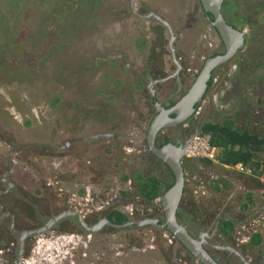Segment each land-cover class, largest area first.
Listing matches in <instances>:
<instances>
[{"label": "rangeland", "instance_id": "obj_1", "mask_svg": "<svg viewBox=\"0 0 264 264\" xmlns=\"http://www.w3.org/2000/svg\"><path fill=\"white\" fill-rule=\"evenodd\" d=\"M223 4L225 18L245 36V46L237 58L219 72L228 73L232 81L223 97L229 107L234 106L228 94L245 82L244 73L250 82L247 86H254L249 96L253 106L254 97L264 91V0H223ZM133 10L140 15L154 13L167 21L175 35L173 49L177 62L183 65L182 76H174L176 65L168 46V30L152 16L142 18ZM219 42L215 30L205 21L199 0H133L132 4L131 0H0V174L8 172L4 180L15 184L28 199L36 198L38 208L49 213L80 211L82 205L97 211L98 205L107 203L129 216L134 210L146 209L142 197H135L137 183L131 185L133 196L121 194L125 186L121 170L110 172L120 168L116 153L105 159L101 152L115 151V144L120 146L118 153L139 151L147 120L154 115L153 106H149L153 104L150 89L159 91L153 99L159 97L156 101L160 103L164 87L172 89L177 77L183 79L189 71L192 82L206 54L219 50ZM151 62L160 69L159 76L174 81L146 88L145 80L140 79ZM232 65L235 69L230 72ZM261 99L264 101V97ZM140 124L146 128L140 129ZM193 130L186 131V136ZM97 134L104 138H91ZM125 137L134 145H120ZM182 160L184 166L189 164ZM73 172H94L89 180L102 176L104 181L93 185L87 178L75 181ZM140 173L144 177L145 172ZM197 185L200 193L201 184ZM0 187L2 190L4 184ZM201 196H194L189 204L197 214L203 208ZM22 206L27 213H35L34 205ZM130 233L140 246L135 244L133 250L128 247L125 254L115 253L125 247V231L99 236L34 235L29 238V254L22 262L165 264L159 259L158 246H170L168 234L161 231L156 243L148 229ZM41 252L56 262L43 259ZM180 253L182 258L188 256L184 249ZM31 256L35 263L29 262ZM172 262L187 264L177 258Z\"/></svg>", "mask_w": 264, "mask_h": 264}, {"label": "crops", "instance_id": "obj_2", "mask_svg": "<svg viewBox=\"0 0 264 264\" xmlns=\"http://www.w3.org/2000/svg\"><path fill=\"white\" fill-rule=\"evenodd\" d=\"M231 70L233 69L230 68V72ZM172 79L165 80L163 84L169 83V81H174V79ZM190 81L191 80L189 78L181 79L177 77V79L174 81V87L172 89L169 87H164V90L161 92L164 100L160 103L164 104L172 98H178L177 91L182 89L184 92L186 88L189 87L193 82ZM231 82L232 81L228 73H224V75L220 74L218 77L216 76L212 80L207 94L204 95L202 102L199 104L195 114L193 115L194 117L188 121L187 125H184L186 131L195 128L193 132H199L201 130V128L198 127L200 122H220L219 119L221 116H223V114L227 113L231 115L233 109L232 107L225 108V105L228 106V100L223 97V93ZM187 83L189 84L187 85ZM156 95H159V91L156 92ZM228 95L230 96V93ZM156 99L159 100V97ZM232 100L233 99H230V101ZM254 101L255 100L253 99V102ZM251 102L252 101L249 100V102H246L243 107L246 113H248L250 109H255L256 111V108L259 106L258 104L250 106ZM236 103L237 102H234L233 105ZM229 118L231 120L229 121L231 123V130L233 131L241 132L244 131L246 127L250 128V126L252 128L254 127V129L257 128L258 122L256 120L253 122L250 120L249 116L248 118L245 116V119L243 117V119H241L239 116H235L234 114ZM139 126L140 129L146 128L143 124H140ZM163 130L160 132V135H167L168 137L177 138V133L179 130H181V128H167L166 130ZM180 132L181 131H179V134ZM143 137L144 136H141V138ZM128 141L131 140L128 138L126 139L125 137L123 143ZM145 142L146 138L144 137V150L146 146ZM174 142L175 141H173V143ZM230 143L224 142L220 145L221 157L218 163H213L201 158L187 159L189 164L187 163L188 165L184 166V172L187 185L189 183L190 186L188 187L189 190L185 191L183 194V203L187 204V209H192L193 206L189 204L194 201V196L202 195V200H200L202 201L201 203L203 207L201 214H197V212H195V215L196 217L198 216L201 218V224L204 228L203 231L208 235V237L209 235L211 236L212 233L215 234L220 242L229 245L233 249L240 252V254L250 264H264V172H261L263 169L262 167H264V145H262L261 148L258 147L257 150L255 149V151H253L251 159L248 160L247 163H244L243 161L236 162H243L245 165L255 170V175H247L238 172L231 167L233 164L231 160L236 157L235 154L244 153L245 149L242 148L239 142H233L232 144ZM120 145H122V143ZM113 148H115V151L113 149H104V151L101 153L103 154L104 152L105 159H108L110 154L115 152L116 158L119 159L115 160L116 163L121 161V164L117 165L120 167H129L127 171L125 169L120 172V179L121 181L125 182V186L122 188L121 194L126 197L131 195L133 196V190L131 187L133 182L131 178L134 176V174L132 173L141 175L140 172H145L149 173L148 175H150L155 174V172H167L165 168L162 167V165H159V162H156V159H154V156L149 153V150H146V152L143 151L142 159L139 163H133L129 157L123 156L122 153L117 152L120 151L119 144H115ZM230 151L232 154L229 153ZM257 153H260V155L257 156ZM147 164H154L155 169L154 167L149 168ZM258 168H260V171ZM130 170H133L131 173L132 175L129 173ZM92 173L94 172H75V174L73 172L71 178L75 181H81L86 179L88 176L93 175ZM145 173H143L144 176ZM107 174L108 173L106 172L104 176H107ZM100 177L101 178L99 180H96L98 176H95L93 180H89L87 178L86 181L91 182L90 184H94L95 182H103L104 178L102 176ZM69 179L70 177L67 176L66 180ZM197 184H201L202 190L200 193L197 192ZM136 186L139 187L138 183ZM163 186L166 185L164 184L161 186V192ZM138 192L139 191L137 189L135 197L139 196L144 200V196H140ZM110 211L111 209H109L107 213ZM90 235L92 236V234ZM171 243L172 240L169 242V244ZM146 250L147 249H143V251ZM158 253L160 257L159 259L161 261L164 260L165 264H174L172 261H176L177 256L174 249L172 253L169 252L167 254L169 261L161 256L162 254L160 251H158ZM120 263L123 264L122 261H120Z\"/></svg>", "mask_w": 264, "mask_h": 264}, {"label": "flooded vegetation", "instance_id": "obj_3", "mask_svg": "<svg viewBox=\"0 0 264 264\" xmlns=\"http://www.w3.org/2000/svg\"><path fill=\"white\" fill-rule=\"evenodd\" d=\"M223 6H224V4H223ZM223 6H222V8H223ZM200 8H201V11H202V14H203V16L205 18L206 23L210 25V22H209L207 16H209L211 20H213V16L211 18V15H210L211 13L206 12L203 9L201 3H200ZM148 14H150V13H148ZM142 18H144V17H142ZM224 18H225V16H224ZM226 21L229 23V21L227 19H226ZM158 23L161 24L163 27L166 28V26L164 24H162L161 22L158 21ZM211 27L215 30L216 34L218 35V32L216 31V29L213 26H211ZM218 37L220 39V42H219L220 43L219 50H215V51L208 52L206 54V56H205V59L203 60V63L209 57H215V56H217L219 54H223L224 53V50H225L224 44H223V42H222V40H221V38H220L219 35H218ZM241 50L242 49L238 50L235 53V55L231 59H229L228 61H226L225 63H223V64L215 67L213 69V71H212V77L211 78L214 79L216 76H218L219 75V72H221L223 70L224 66L229 65L228 63H230L234 58H237V53L239 51H241ZM242 61H243V63L245 62L244 59ZM203 63H202V65H203ZM148 65H149L148 72L146 73L145 76H143L140 79V80H145L146 88L152 86V84H154V83H156V84H161L162 83L163 84V82L165 81V78L166 77H164L162 74L159 76V74H160L158 72V69L159 68L156 66V63H152L151 62V63H148ZM157 65H159V63ZM202 65H201V67H202ZM232 69L233 70L235 69V66L234 65H232ZM183 70H184L183 69V65L180 63V69H179V71H178L177 74H179V75L181 74V76H182L183 75ZM186 74L187 75H186L185 78L186 79L187 78L190 79V77H191L192 74L189 71H187ZM174 76H176V75H174ZM252 76H254V74ZM195 77H194V79H195ZM242 77L244 78V81L245 82L244 83H240L241 85L239 86V88L237 87L234 92L230 93L231 99H233L234 102H237L234 105L235 107H232L233 112L231 113V115L230 114H227V113L226 114H223V116H221V118L219 119L220 122H209V121H206L205 123H219V125L222 126V125L225 124L226 121H228V122L231 121L229 117H231L234 114H235V116H239V118H241V119H243L245 116H246V118H248V116H249L250 117V120H252L253 122H254V120H256L258 122L257 123V128L254 129V127L252 128L251 126H250V128L246 127L244 131H241L240 132V135H243L246 132L250 136L251 135L252 136H256L258 138H256L255 140L253 139V142H255L256 140L264 137V133H262V131H264V101L261 99V98L264 97V91L263 92H260L259 94H257V96L254 97L255 98L254 100H255L256 104L259 105L257 107V111H255V109L254 110L250 109V111L248 113H246V111L244 110L243 107H244V105H245L246 102H249V96L252 95L251 92L253 91V87L254 86H252V85L250 87L247 86V85H249L250 82H249L248 76H246L244 73L242 74ZM251 79H253V81L255 80V78H252V77H251ZM235 85H236V82H235ZM244 85L247 86V87H245ZM256 86H259V84H257ZM209 88H210V86H209ZM209 88L207 87V91L209 90ZM185 92H186V90L183 92L182 89L180 91H177L178 98H172L171 100H169L170 101V105H173L175 102H177L179 100V98ZM206 94H207V92H206ZM151 96L154 97L155 94L154 95L151 94ZM153 97H152V102H153L152 106H153V110H154L153 111L154 115H152L151 120L157 114V110H156V108L154 106V103L156 102V99L154 100ZM165 103L164 104L160 103V104L163 105L166 108L170 106V105H166ZM225 108H231V107L225 105ZM247 114H248V116H247ZM171 116H173V115H171ZM190 120H191V118L188 121H190ZM149 124H150V122L148 123L147 126H149ZM202 124H204V122H200L198 127H201ZM173 128L176 129V128H181V127L178 125V126L173 127ZM147 129H148V127H147ZM169 129H172V128H169ZM179 131H181L180 134H179ZM179 131L177 133V138H175V137H169V142H173V141L177 142V141H179V138L180 139L183 138L184 139L183 140V143H184L186 141L185 138L187 139L191 135L190 134L189 136H186L187 135L186 134V130L183 129V128H181V130H179ZM165 136H167V135H160V133H158L157 138H156L157 145H158V143L163 142V139H164ZM98 138H104V137H101L100 136ZM118 138H119V136H118ZM145 138H146V136H145ZM158 139H159V141H158ZM104 140H106V139H104ZM131 142H132V140L131 141H128L126 143H122V146H124V147H126V146L127 147H131V146L134 145ZM169 142H167V143H169ZM142 144L143 143L141 142V144H140V150L137 151L136 153H133V154H131V152H124V153L121 152V153L123 154V156L129 157L132 160L133 163H139L142 158L140 157V158H137L136 159V156H142L143 151H145L144 148L142 147L144 145H142ZM165 144H161V146H163ZM64 145L66 146L67 143H65ZM146 147H147V145H146ZM261 147H262V145H261ZM253 148L257 150V147L256 146H254ZM147 150H148V148H147ZM149 153L152 156H154L150 151H149ZM153 158L156 159V162H159V165H162V167L165 168L166 171L167 170L169 171V168L161 160H159L156 156H154ZM103 163L104 164L105 163L107 164V162H103ZM154 164L153 165L147 164V166L149 168H153L154 167ZM106 166L108 167V164ZM123 168L124 167L112 168L110 170V172H119L120 170L122 171ZM130 168H132V167H130ZM183 170H184V165H183ZM7 173L8 172H5L4 174H0V186L2 184H4V188L2 190H1V187H0V246L5 247V249H0V255L2 253V255H1V258L2 259L1 260H2V263L3 264H18L17 263V252H18V247H19V239H20L22 233L23 232H27V231H31V230H35V229H38L40 227H43V225H45L47 223L48 219H50V218L54 217L55 215H58V214H60V213H62L64 211H71V210H65V209L63 210L62 209L58 213H56L57 211L52 212V213H49V211L46 210V209H41V208L39 209L38 206H37V204H36L37 203V199L33 198L32 196H29V198H31L30 201L33 202L34 209H35V211H34L35 213H33L32 215L26 212L28 209L27 210L23 209V206L21 205L22 204L21 201H18V207L19 208L17 206H14V205H12V206L9 205V208L7 209L6 203L9 200H21L20 198H23V199H27L28 200V197L25 195V193L24 194H21V190H19V188L15 184H13L11 182H8V181L6 182L4 180L3 177ZM184 176H185V172H184ZM185 178H186V176H185ZM184 188H185V186H184ZM184 193H185V191L183 192V194ZM17 197H20V198H17ZM107 205L106 206L102 205L100 207V209L97 210V211L92 210L91 212L90 211L89 212H84V214H83V212H81L79 210L78 211H73V212H76V213L82 215L83 216V219L86 222V225L87 226H93V225L99 223L103 219H108V213H107V211L109 209H113V207H110L108 203H107ZM25 207L28 208V206H25ZM4 208L7 209V212H3ZM13 208H18L17 210H19V211H17L18 212L17 215H15L14 213H12ZM159 208H161L160 203L158 205H155V204L150 205V207L148 209H151V210L148 213H153L154 215L153 216H148V214H147V216L144 217V218H142V217L145 214V211H142L141 209H139V211H136V212H135V210L132 211V213L130 212L131 213L130 214L131 216H129L128 213H125L129 217V220L128 221H132L133 222V224H131L129 226H126V228L127 227H131L133 225H137V226H140V227L141 226L142 227L152 226V225H147V224L146 225H138L135 222L138 221V220H141V219H145V218H158L159 219V216H161V213H162V209H161V212L160 211L157 212V210H159ZM182 208H183V205H182V201H181L180 202L179 209H178L181 212L180 221L188 228V230L190 231V233L194 237H197L198 238L200 236V234L202 232H204L203 231L204 228H203V226L201 224L202 223L201 222V218H199L198 216L196 217V215L193 216V215H190V214H188L190 216V218L186 217L185 214H187V212L184 211ZM185 208H187V207H185ZM185 210H187V209H185ZM93 216L96 217V220L92 222ZM4 221H6V222L9 221V222L6 225V224H4ZM153 227H155L157 229H160V228H158L156 226H153ZM112 228H116V227L111 226L108 223H103L102 226L100 227V229L98 231H96V232H92L93 233L92 234L91 232H87L86 230H84V228L82 227V225L78 221L77 215H67V216L61 217L59 220H57L56 222H54L50 226V228L47 231L42 232L41 235L45 236V234H48V233H51V234L74 233V234L83 235V234H86V233L87 234L90 233V234H92V236H99V235L110 234L112 232H115V231L112 230ZM120 228H125V227H120ZM4 229H7V232H3L2 230H4ZM33 236H34V234L26 235V237L24 239V246H23V257L24 258L29 254L28 253L29 252L28 251L29 248L27 247V245H28L29 238H31ZM167 236L170 237V238L173 237L172 235L171 236L170 235H167ZM16 238H17V244H15ZM216 238L217 237L213 233L211 234V236L209 235V237L207 238V240H208L209 244H211L213 246H206V247L210 251V253H212V255L221 264H245L242 260H240L232 252H230L228 250H225V249H217V248H215L214 246H217L218 247V246H224V245H226V244H223L222 242H220ZM170 241H171V239H170ZM132 247L134 248V246H132ZM127 248L128 247H124V249H122V251H120V252L121 253H127V251H128ZM35 257L38 258L39 256L36 255ZM32 258L33 257L31 256V261H29V262L30 263L31 262L35 263V259L33 260ZM118 259H120V258H118ZM38 260H39V258H38ZM53 261H55V260L53 259ZM246 262L248 264H250L247 260H246ZM22 264H23V262H22Z\"/></svg>", "mask_w": 264, "mask_h": 264}, {"label": "water", "instance_id": "obj_4", "mask_svg": "<svg viewBox=\"0 0 264 264\" xmlns=\"http://www.w3.org/2000/svg\"><path fill=\"white\" fill-rule=\"evenodd\" d=\"M132 1L133 0H131V4ZM199 1L203 9L206 12L212 14L213 20H211L209 16H207V18L210 22V25L213 26L218 32V35L220 36L224 44L225 50L223 54H219L215 57H209L205 60L191 85L186 89V92L179 98V100L173 105H170V101H167L165 104L170 106L166 108L157 101L154 103L157 114L152 118L148 126L146 133V145L148 150L170 169L173 174V183L169 188H167L166 186L162 187V193L160 195V205L163 213V222L161 223L158 218H145L138 220L135 223H137L138 225H152L160 228L161 230L168 231L182 245V248L200 264H221L206 247L213 246L209 244L207 240L208 235L205 232H202L198 238L194 237L190 233L188 228L183 223H181L176 216V213L180 206V202L182 201L185 186V176L182 165L184 143L176 145L172 142H169L163 146H158L156 143L157 135L163 129L173 128L178 125L181 128L185 129L184 125H187L188 120L193 117L197 110L196 106L202 102L204 95L207 92L208 82L212 77L213 69L231 59L238 50L242 49L245 46V36L243 32L237 27H233L230 23H228L222 14L223 0ZM132 12L144 18L152 16L157 21L166 26L169 32L168 46L172 54L173 62L177 68L174 72V75H177L180 69V64L175 58L173 49V41L175 40V35L170 29L167 21L163 20L161 17L157 16L154 13L140 15L134 10ZM150 93L154 95V89H150ZM201 132L203 131L200 130L198 133ZM100 136L102 137L104 135L97 134L91 136V138H98ZM106 136H110V134H107ZM67 215H77L78 221L82 225L84 230L91 233L98 231L103 223H108L116 228L126 227L133 224L132 221H128L124 224H115L108 219H103L93 226H87L82 215L73 211H64L48 219L47 223L43 225V227L22 233L19 239L17 263L22 264L23 246L26 235L41 234L42 232L47 231L54 222ZM214 247L217 249L228 250L236 255L245 264H248L244 257L240 254V252L233 249L229 245Z\"/></svg>", "mask_w": 264, "mask_h": 264}, {"label": "trees", "instance_id": "obj_5", "mask_svg": "<svg viewBox=\"0 0 264 264\" xmlns=\"http://www.w3.org/2000/svg\"><path fill=\"white\" fill-rule=\"evenodd\" d=\"M210 15H211V18H212V14H210ZM229 23L233 27H236L235 23H233V22H229ZM212 79L213 78H211V80L208 82V88H209V86L212 83ZM149 106L152 107V103L149 104ZM198 106H199V104L196 106V108H198ZM147 112H148V114H150L151 110L149 108H147ZM150 116H149V118L147 120L148 123L151 120ZM148 123H147V125H148ZM199 128H201L204 133H208L211 136L212 142L216 143L219 146L222 143H224V142H226V143L227 142L228 143L231 142L230 144H232L233 142H235V143L239 142L241 144L242 148L245 149V152L241 153V154L236 153L235 155H236L237 158L235 157L234 159L231 160L233 164L236 163L237 161H243L244 163H247L248 160L251 159L253 151H255V149H253V147L256 146L257 148L258 147L261 148V145L264 144V137H262V138L256 140L255 142H253V139L255 140L258 137L252 136V135L250 136L246 132L243 135H240L239 131L231 130V123L228 122V121H226L225 124L222 125V126H220L219 123H205L204 122V124H202L201 127H199ZM146 133H147V129H146ZM183 140L184 139H182L181 141H178V142H174V144H176V145L181 144V143H183ZM167 142H169V137L165 136L164 139H163V142L158 143V146H161V144H165ZM145 144H146V142H145ZM146 150H147V147H146ZM229 153H231V151ZM140 157L142 158V156H136V159L140 158ZM186 161H187V159H186ZM102 165H106V163L102 164ZM154 169H155V167H154ZM132 171L130 170L129 173L131 174ZM132 174H134V176L131 178L132 182H137L138 183V185H139L138 194L140 196L141 195L144 196L145 199L143 200V202H144L145 206H148V207H149V205H153V200H154L155 197H158V195L159 196L161 195L162 192H161L160 189H161L162 185L165 184L166 187L169 188L172 185V183H173V174L170 171V169H169V171L167 170V172H163V171L155 172V174H150V175H148L149 173H145L144 177L142 175H137L135 173H132ZM189 186H190L189 183L187 185V181H185L184 191H188L189 190V188H188ZM21 194H24V192H22ZM17 198H20V197H17ZM20 199L21 200H9L6 203V205L7 206L14 205V206L18 207V201H21L22 202L21 205L33 206V202H31L30 199H28V200L27 199H23V198H20ZM182 205H183L182 209L187 212V214H185L186 217L190 218V216L188 214L195 216V212H194L193 208L192 209L191 208H189V209L185 208V207H187V204L183 203V198H182ZM18 208H13L12 213L17 215L18 214L17 211H19V210H17ZM185 209H187V210H185ZM158 211L161 212V208H159V210H157V212ZM58 212H60V211H57L56 213H58ZM147 214H148V216H153L154 215L153 213H148L147 210H146L145 214L143 215L142 218L146 217ZM176 216H177L178 220L180 221V216H181L180 210L177 211ZM95 220H96V217L93 216L92 222L95 221ZM108 220H110L111 222H113L115 224H124L125 222H127L129 220V217H128V215H126L125 213H123V212H121L119 210H115V209L112 210L111 209V211L108 212ZM159 221L161 223L163 222V213H161V216H159ZM141 229H148L149 231H151L153 233L155 239H156V243H157V241H159L158 239L160 238V232L161 231H162V233H164V234L168 233V235L171 236V234L168 231L160 230V229H157V228H155L153 226H146V227H142L141 226L140 227V226H137V225H133V226L127 227V228L126 227L125 228H120V229L119 228H112V230L115 231V232L125 231V235H123V238H124V241H125L124 245H125V247H129V248H132L131 246H134L135 244L137 246L138 245L140 246V244L136 243V238L132 237L133 234H131L130 232H132V230H141ZM2 231L3 232H7V229H4ZM167 238H170V237H167ZM170 239L172 240V243L170 244V246H168L166 248H163L164 246H162V245L158 246L160 248V252L162 254V257L164 259L169 261V259L167 258V254L169 252L172 253V251L174 249L175 250V254H177L176 256H177L178 260H182V261H184V263L186 262L187 264H200L198 261H195V259L193 257H191L188 252H187L188 256H184L182 258L181 257V253H180V252H182V249H183L182 245L176 240V238L172 237ZM15 244H17V238L15 240ZM175 244L176 245H180V247L182 249L179 246H175L173 248V246ZM0 249H5V247L0 246ZM127 250H129V249L127 248Z\"/></svg>", "mask_w": 264, "mask_h": 264}, {"label": "built area", "instance_id": "obj_6", "mask_svg": "<svg viewBox=\"0 0 264 264\" xmlns=\"http://www.w3.org/2000/svg\"><path fill=\"white\" fill-rule=\"evenodd\" d=\"M220 156H221L220 146L217 145L216 143L212 142L211 136L208 133L195 132L192 135H190L186 139V141L184 142L183 157L186 159L201 158V159H206V160L213 162V163H218L220 161ZM231 167L233 169H235L236 171L241 172L243 174L255 175V170L253 168L245 165L243 162H238V163L232 164ZM199 191H200V187L198 186L197 192H199ZM76 201H78V200H76ZM159 203H160V196L155 197L153 200V204L158 205ZM98 206L101 207L102 205H98ZM99 207H97V209H99ZM81 209H83V210L85 209L86 212L92 211V209L85 208V206H83V205L80 206V211H81ZM141 210L142 211L147 210V212H149L151 209H148V208L145 209L144 208ZM130 211H132V209ZM81 212H83V211H81ZM84 212H83V214H84ZM39 249L37 250V253H38ZM131 249L133 250L134 248L132 247ZM115 253L116 254H122L119 250H117ZM40 254L45 260L47 259L50 262L51 261L54 263L56 262V261H53L54 258L52 259V257H48V256H47L48 258L44 257L42 252ZM0 259H2L1 256H0ZM71 264H73V261L71 262Z\"/></svg>", "mask_w": 264, "mask_h": 264}, {"label": "clouds", "instance_id": "obj_7", "mask_svg": "<svg viewBox=\"0 0 264 264\" xmlns=\"http://www.w3.org/2000/svg\"><path fill=\"white\" fill-rule=\"evenodd\" d=\"M193 133H195V132H193ZM193 133H192V134H193ZM202 133H204V132H202ZM192 134H191V135H192ZM183 158H184V157H183ZM183 158H182V159H183ZM185 159H186V158H185ZM166 234H168V233H166ZM195 261H196V260H195Z\"/></svg>", "mask_w": 264, "mask_h": 264}]
</instances>
